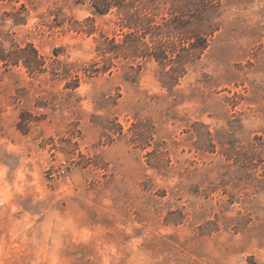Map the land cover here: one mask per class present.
Segmentation results:
<instances>
[{
    "label": "rangeland",
    "instance_id": "1",
    "mask_svg": "<svg viewBox=\"0 0 264 264\" xmlns=\"http://www.w3.org/2000/svg\"><path fill=\"white\" fill-rule=\"evenodd\" d=\"M219 1L174 80L103 68L114 11L0 0V264H264V0Z\"/></svg>",
    "mask_w": 264,
    "mask_h": 264
},
{
    "label": "trees",
    "instance_id": "2",
    "mask_svg": "<svg viewBox=\"0 0 264 264\" xmlns=\"http://www.w3.org/2000/svg\"><path fill=\"white\" fill-rule=\"evenodd\" d=\"M90 3L93 13L114 11L117 25L126 28L121 39L104 37L99 42L96 50L105 69L114 64L113 59H130L138 65L152 59L162 67L170 66L163 73L176 80L184 73L185 58L196 53L198 58L219 28L213 18L219 0H90ZM30 47L33 62L41 64V57ZM8 54L0 53V58L7 61ZM18 58H23L28 69L32 68L26 57L17 55Z\"/></svg>",
    "mask_w": 264,
    "mask_h": 264
},
{
    "label": "built area",
    "instance_id": "3",
    "mask_svg": "<svg viewBox=\"0 0 264 264\" xmlns=\"http://www.w3.org/2000/svg\"><path fill=\"white\" fill-rule=\"evenodd\" d=\"M66 173V169L64 167H59V169L57 170H50L49 173H48V177L50 179H54L56 178L57 176H62Z\"/></svg>",
    "mask_w": 264,
    "mask_h": 264
}]
</instances>
